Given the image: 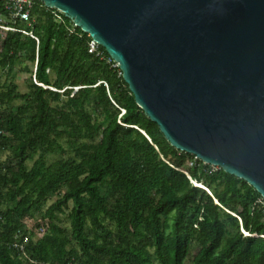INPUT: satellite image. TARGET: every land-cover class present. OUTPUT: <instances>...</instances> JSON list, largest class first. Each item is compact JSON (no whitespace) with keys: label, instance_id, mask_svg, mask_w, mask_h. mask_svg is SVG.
<instances>
[{"label":"trees","instance_id":"obj_1","mask_svg":"<svg viewBox=\"0 0 264 264\" xmlns=\"http://www.w3.org/2000/svg\"><path fill=\"white\" fill-rule=\"evenodd\" d=\"M15 13L0 1V264H264L262 196L173 147L72 19Z\"/></svg>","mask_w":264,"mask_h":264},{"label":"water","instance_id":"obj_2","mask_svg":"<svg viewBox=\"0 0 264 264\" xmlns=\"http://www.w3.org/2000/svg\"><path fill=\"white\" fill-rule=\"evenodd\" d=\"M39 1L106 50L173 147L264 199V0Z\"/></svg>","mask_w":264,"mask_h":264},{"label":"built area","instance_id":"obj_3","mask_svg":"<svg viewBox=\"0 0 264 264\" xmlns=\"http://www.w3.org/2000/svg\"><path fill=\"white\" fill-rule=\"evenodd\" d=\"M0 1L5 2L6 8H8V9H12L13 8L14 11L16 12L15 13L16 16H21L22 18L26 19L27 15L22 13V9L24 7H27V8L32 7L33 1H35V0H0ZM56 11H58V10H56ZM96 45H98V44H96L94 41L91 43L90 49H89L90 53H93L96 50ZM24 247H25V244L19 243L18 237H16L15 240L13 241V243H12V248L15 249V250H18L20 252H23L24 251ZM70 264H72V263H70Z\"/></svg>","mask_w":264,"mask_h":264},{"label":"rangeland","instance_id":"obj_4","mask_svg":"<svg viewBox=\"0 0 264 264\" xmlns=\"http://www.w3.org/2000/svg\"><path fill=\"white\" fill-rule=\"evenodd\" d=\"M17 70H19V68H17ZM27 78H28V74H24V73H21V72H19L18 71V73H17V76H16V83L18 84V89H19V91L21 92V93H25V92H27ZM7 158H8V154L7 153H3L1 156H0V161H6L7 160ZM102 193H103V195L104 196H106L107 194H108V191L106 190V189H104V190H102ZM54 200H55V198L51 201V202H49V204H51V203H53L54 202ZM62 218H63V220H64V218L65 217H63L62 216ZM65 221V220H64ZM66 222V221H65ZM33 222H29L28 223V226L30 227V228H32L33 227ZM40 236V235H39ZM38 236V237H39Z\"/></svg>","mask_w":264,"mask_h":264}]
</instances>
